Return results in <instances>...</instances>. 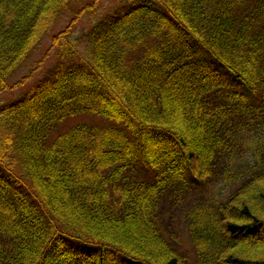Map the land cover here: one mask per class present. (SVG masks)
Wrapping results in <instances>:
<instances>
[{
	"label": "trees",
	"instance_id": "16d2710c",
	"mask_svg": "<svg viewBox=\"0 0 264 264\" xmlns=\"http://www.w3.org/2000/svg\"><path fill=\"white\" fill-rule=\"evenodd\" d=\"M85 1L0 0V93ZM98 2L0 109V264H191L174 215L217 184L187 216L194 264H264V0L135 2L83 57L71 30ZM78 116L111 123L59 132Z\"/></svg>",
	"mask_w": 264,
	"mask_h": 264
},
{
	"label": "rangeland",
	"instance_id": "374dc122",
	"mask_svg": "<svg viewBox=\"0 0 264 264\" xmlns=\"http://www.w3.org/2000/svg\"><path fill=\"white\" fill-rule=\"evenodd\" d=\"M149 1L153 2L154 4L158 2V0H99L98 4L94 7L95 11L93 14L91 11H86L82 17L77 20L73 29L71 30L70 41L78 47L82 53L81 55L85 57V48L87 47L88 42L87 36L97 23L101 22L108 15L114 13L115 11L125 9L135 2L146 3ZM94 3L95 0H86L84 3L73 7L71 11H67L62 16L61 20L54 23L52 29L45 36L38 49L32 54L29 61L12 78L9 79V85L14 86V89L0 93V109L6 105H11L22 100L40 81L53 73L59 63V50L53 49V38L59 35L61 32H64L71 25L75 18V11L85 7L86 5L92 6ZM25 79L27 80L22 85H19ZM110 123L111 122L99 117L78 116L66 121L59 132H65L76 125L86 124L104 127L110 125ZM54 136H56V134H54ZM198 187H201V185ZM220 193L223 195L225 193L230 195L228 188L221 184L208 186L202 194H193L189 196L184 204L179 206L175 212L174 228L182 237L184 242V251L187 252L189 259L192 260L191 264H194L195 252L190 240L189 221L187 216L192 210L205 207V205L200 200L201 198L204 197L207 200L215 199L216 201H219V195H221ZM164 216L165 221L168 222L170 212L167 211ZM66 242L73 251L82 252L86 249V247H83L77 242L69 240H66ZM93 250L96 251L94 248Z\"/></svg>",
	"mask_w": 264,
	"mask_h": 264
}]
</instances>
